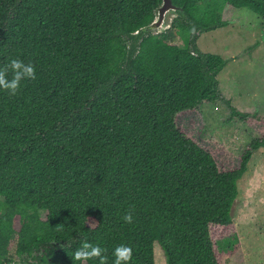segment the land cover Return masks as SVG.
Here are the masks:
<instances>
[{
	"label": "trees",
	"instance_id": "16d2710c",
	"mask_svg": "<svg viewBox=\"0 0 264 264\" xmlns=\"http://www.w3.org/2000/svg\"><path fill=\"white\" fill-rule=\"evenodd\" d=\"M161 2L0 0V67L36 70L17 95L0 89V264H81L72 256L84 242L107 264L122 244L130 264H156V243L166 264H222L211 227L233 224L264 135L222 170L178 116L222 99L227 60L203 52L198 32L228 25V4L264 22V0H173L186 16L134 35Z\"/></svg>",
	"mask_w": 264,
	"mask_h": 264
},
{
	"label": "rangeland",
	"instance_id": "374dc122",
	"mask_svg": "<svg viewBox=\"0 0 264 264\" xmlns=\"http://www.w3.org/2000/svg\"><path fill=\"white\" fill-rule=\"evenodd\" d=\"M222 15L228 25L203 32L197 40L203 52L227 60L218 75L222 99L180 114L178 125L212 152L222 170H229L239 167L243 152L264 135V22L253 10L230 4ZM175 43L183 45L180 38ZM235 107L249 116H237ZM238 187L233 224L211 227L218 260L222 264H264L263 147L253 152ZM90 224L95 226V220ZM155 263L166 264L159 243L155 244Z\"/></svg>",
	"mask_w": 264,
	"mask_h": 264
},
{
	"label": "clouds",
	"instance_id": "9594fccd",
	"mask_svg": "<svg viewBox=\"0 0 264 264\" xmlns=\"http://www.w3.org/2000/svg\"><path fill=\"white\" fill-rule=\"evenodd\" d=\"M9 71H11V79L7 78ZM26 79H36V70L31 62L25 64L18 59H12L7 65L0 67V89L11 96L17 95L21 81ZM123 220L128 224L133 222L131 211L124 215ZM103 251L98 245L94 246L91 243L84 242L74 252L72 259L80 261L81 264H86L91 259H98L100 264H107V257L103 254ZM113 256L115 257L114 264H130L133 259V249L128 245H119L114 249Z\"/></svg>",
	"mask_w": 264,
	"mask_h": 264
},
{
	"label": "water",
	"instance_id": "95a60500",
	"mask_svg": "<svg viewBox=\"0 0 264 264\" xmlns=\"http://www.w3.org/2000/svg\"><path fill=\"white\" fill-rule=\"evenodd\" d=\"M156 16L152 23L149 25L141 28L140 30L133 33L134 35H140L141 33L147 34V33H153L158 34L165 32L167 29H169L172 25L173 20L178 15H185V10L183 7L175 5L173 0H162L161 4L156 8L155 10ZM172 14H177V16L174 18L172 17ZM174 18V19H173ZM201 34V32H198V36Z\"/></svg>",
	"mask_w": 264,
	"mask_h": 264
},
{
	"label": "flooded vegetation",
	"instance_id": "af4514ba",
	"mask_svg": "<svg viewBox=\"0 0 264 264\" xmlns=\"http://www.w3.org/2000/svg\"><path fill=\"white\" fill-rule=\"evenodd\" d=\"M224 9H225V7H224ZM223 12H224V10H223ZM224 20H226L225 18H223Z\"/></svg>",
	"mask_w": 264,
	"mask_h": 264
},
{
	"label": "built area",
	"instance_id": "2783aa9c",
	"mask_svg": "<svg viewBox=\"0 0 264 264\" xmlns=\"http://www.w3.org/2000/svg\"><path fill=\"white\" fill-rule=\"evenodd\" d=\"M9 264H13V263H9Z\"/></svg>",
	"mask_w": 264,
	"mask_h": 264
}]
</instances>
